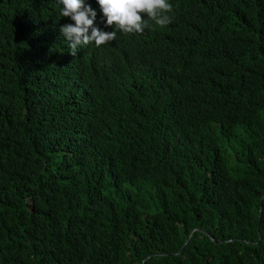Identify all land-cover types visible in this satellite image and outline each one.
Returning a JSON list of instances; mask_svg holds the SVG:
<instances>
[{
    "label": "trees",
    "instance_id": "1",
    "mask_svg": "<svg viewBox=\"0 0 264 264\" xmlns=\"http://www.w3.org/2000/svg\"><path fill=\"white\" fill-rule=\"evenodd\" d=\"M168 2L125 34L84 0L117 37L73 56L61 0H0V264H264V0Z\"/></svg>",
    "mask_w": 264,
    "mask_h": 264
},
{
    "label": "clouds",
    "instance_id": "2",
    "mask_svg": "<svg viewBox=\"0 0 264 264\" xmlns=\"http://www.w3.org/2000/svg\"><path fill=\"white\" fill-rule=\"evenodd\" d=\"M61 3L63 4L61 16L70 17L75 21L74 25L67 24L60 29L62 35L70 42L68 46L71 55L76 56L78 49L82 46L99 47L116 39V30L105 32L94 26L97 13L90 5L86 6L84 0H61ZM98 3L107 18V25H115L116 29L125 34L143 32L145 28L150 27V21H154L161 27L169 23V26L176 23L174 21L175 10L168 0H98ZM171 12H173V16L170 15ZM142 14H146L147 18L145 19ZM190 18L196 20L199 25L206 26L212 18V13L210 9L198 11L194 17ZM23 163L21 160L16 163L18 166L17 176L27 178L21 181L24 185L29 186L31 182H35L37 186L42 178V172L38 173L30 168L25 169L26 165ZM11 192L15 198L28 196L21 188H16V192L14 190ZM25 201H28V197L25 198ZM12 228L10 211L0 205V243H7Z\"/></svg>",
    "mask_w": 264,
    "mask_h": 264
}]
</instances>
